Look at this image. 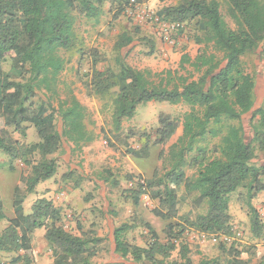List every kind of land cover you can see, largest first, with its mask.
Masks as SVG:
<instances>
[{"label":"trees","instance_id":"trees-1","mask_svg":"<svg viewBox=\"0 0 264 264\" xmlns=\"http://www.w3.org/2000/svg\"><path fill=\"white\" fill-rule=\"evenodd\" d=\"M227 2L229 16L236 25L234 30L225 23L215 0H179L163 9L162 21L183 25L175 34L176 40L187 26L195 42L203 45L193 59L182 53L177 70L153 73L131 67L126 58L133 38L122 33L113 46V66L89 77L90 95L111 100V128L115 134L121 132L123 121L132 119L141 104L166 103L187 108L182 116L181 135L169 147L167 169L151 182L144 180L145 193L162 207L153 210V215L168 222L165 242L159 241L149 224H144L151 237L145 248L124 240L131 229L128 224L112 231L114 252L122 259L131 257L135 264H193L181 240L186 230L211 237L229 235L230 194L245 187L247 199L253 200L264 191V167L253 164L256 151L264 153V107L254 109L255 79L245 72L243 63L247 55L258 49L264 54V0ZM108 3L112 22L119 19L128 4L135 9L129 0H0V153L30 169L15 187L14 217L0 232V252L17 254L8 264H35L33 234L37 230L44 231L52 264H93V247L101 241L95 233L77 236L67 232L60 212L45 198L34 202L30 215L23 214L22 204L25 194L34 193L38 184L56 175L57 163L52 156L63 140L78 151L94 140L84 124L83 108L73 95L57 102L53 120L44 118V108L33 100L44 92V100L53 103L54 86L64 69L63 55L75 48L82 53L77 22L98 23ZM111 26L109 23L106 30ZM89 57L94 63L105 61L96 51ZM248 114L252 138L246 142L241 118ZM24 124L36 129L38 142L26 146L11 138L8 128L25 137ZM177 129L174 119L160 114L152 146L169 143ZM148 153L149 147L129 152L138 159L147 158ZM189 168L194 173L187 177L184 171ZM180 188L186 195H194L192 206L203 209V214L193 218L179 215ZM128 191L134 202L144 193L138 184ZM248 215L251 235L256 240L264 239V223L249 202ZM2 218L0 200V221ZM221 247L226 264H249V258L264 264V243L259 248ZM175 251L178 259L174 260Z\"/></svg>","mask_w":264,"mask_h":264},{"label":"rangeland","instance_id":"rangeland-1","mask_svg":"<svg viewBox=\"0 0 264 264\" xmlns=\"http://www.w3.org/2000/svg\"><path fill=\"white\" fill-rule=\"evenodd\" d=\"M215 1L220 6V14L225 23L230 29H236L228 13L227 0ZM178 2L179 0H136V9L128 4L124 13L113 22L112 14L107 12L108 3L104 6L105 13L98 23L79 20L76 24V32L82 40L81 46L79 45L82 53L78 51L79 48H75L63 55L64 69L54 86L55 97L51 105L42 97L44 92L38 93L33 100L44 108L46 112L44 118L53 120L55 118L53 110L57 102L68 100L70 95H73L83 108L84 124L93 134L94 140L83 145L79 151L63 140L59 150L52 156L57 163L56 175L38 184L34 193L24 195L23 214H31L32 205L37 199L45 198L51 201L53 207L60 212L63 227L67 232L77 236L81 234L89 236L95 233L96 237L101 239L93 247L96 252L90 259L93 264H135L131 257L122 259L114 252L112 231L122 224L131 226L123 238L133 246L145 248L151 242L150 234L144 224H149L159 241L166 240L165 230L168 222L152 213L153 210H162V207L157 202L146 206L139 198H135L134 202V199L129 196L128 190L131 188L128 184L134 178L151 182L155 175H160L167 169L169 147L181 135L182 116L187 108L183 105L172 106L166 103L141 104L137 107L134 117L123 121L121 132L115 134L111 128V100L90 95L88 80L96 71H103L107 66H113V46L122 33H127L133 38V43L130 45L131 52L126 62L137 70H149L153 73L177 70L184 50L193 59L203 45L195 42L190 28L187 26L184 28L173 46L163 43L158 34L161 23H171L161 20L163 9L174 6ZM109 23L112 24V28L107 31L106 26ZM92 51H96L105 61L94 63L92 57H89ZM243 63L245 72L255 79L254 109L257 110L264 107V54L261 49H258L247 55ZM4 69L7 70L8 66H4ZM186 69L192 71L189 67ZM162 113L174 119L178 129L166 145L152 146L153 135L158 127V117ZM250 120V114L241 118L246 142L252 138ZM23 126L26 127L25 137L13 128H8L11 138L26 146L38 142L36 129L28 124ZM146 135L149 140L146 139ZM144 147H149L147 158L138 159L129 154L131 151H138ZM253 164L256 167H264V153L256 151ZM29 172L30 169L21 161L11 160L7 155L0 153V200L3 213L0 232L7 227L8 220L14 217L12 203L15 187L20 179L28 176ZM184 173L189 177L194 170L189 168ZM261 182L264 184V176ZM178 197L179 215L187 214L193 218L204 213L203 209L192 206L194 195H186L180 188ZM229 200L231 234L219 235V240L212 243L211 236L189 228L181 238L190 252L189 257L193 264L201 261H217L219 264H226L227 257L221 246L225 249L231 245L239 249L248 246L259 248L264 243V239L256 240L251 235L248 215L249 202L264 223V191L253 200H248L246 189L243 187L230 194ZM43 234V230H37L33 234L35 264H52V252L43 240ZM226 237L228 241H223L222 238ZM16 256L17 254L14 253L0 252V261L8 264ZM172 259H178L177 251L172 253ZM247 262L257 263L255 258H249Z\"/></svg>","mask_w":264,"mask_h":264},{"label":"built area","instance_id":"built-area-1","mask_svg":"<svg viewBox=\"0 0 264 264\" xmlns=\"http://www.w3.org/2000/svg\"><path fill=\"white\" fill-rule=\"evenodd\" d=\"M130 3L132 6L135 7L136 9V0H130ZM148 18H151V16H147ZM183 28L182 24L179 23H161L158 28V34L160 36V39L163 43L167 45H175L176 43V38L175 34L178 30H181ZM135 184H138L142 187V193L140 195V200L146 205V206H151L152 205V200L149 198L148 194L145 193V181L142 178H134L131 180V182L128 184L130 188H132ZM219 240V236H212V243H216ZM223 241H228V238H222Z\"/></svg>","mask_w":264,"mask_h":264},{"label":"crops","instance_id":"crops-1","mask_svg":"<svg viewBox=\"0 0 264 264\" xmlns=\"http://www.w3.org/2000/svg\"><path fill=\"white\" fill-rule=\"evenodd\" d=\"M178 40V39H177ZM182 42V41H181ZM183 43V42H182ZM176 44V43H175ZM184 52L186 53V51L184 50Z\"/></svg>","mask_w":264,"mask_h":264}]
</instances>
